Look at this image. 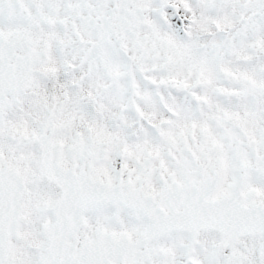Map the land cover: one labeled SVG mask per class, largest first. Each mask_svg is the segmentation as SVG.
Here are the masks:
<instances>
[{
    "label": "snow or ice",
    "instance_id": "snow-or-ice-1",
    "mask_svg": "<svg viewBox=\"0 0 264 264\" xmlns=\"http://www.w3.org/2000/svg\"><path fill=\"white\" fill-rule=\"evenodd\" d=\"M0 264H264V0H0Z\"/></svg>",
    "mask_w": 264,
    "mask_h": 264
}]
</instances>
